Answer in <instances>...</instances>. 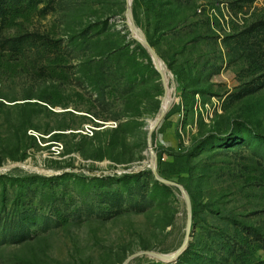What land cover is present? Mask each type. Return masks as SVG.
<instances>
[{
    "label": "rangeland",
    "instance_id": "1",
    "mask_svg": "<svg viewBox=\"0 0 264 264\" xmlns=\"http://www.w3.org/2000/svg\"><path fill=\"white\" fill-rule=\"evenodd\" d=\"M133 1L37 0L0 20V264H239L241 237L264 264L230 220L264 233V0H157L139 18ZM129 5L170 75L153 130L165 79Z\"/></svg>",
    "mask_w": 264,
    "mask_h": 264
},
{
    "label": "trees",
    "instance_id": "2",
    "mask_svg": "<svg viewBox=\"0 0 264 264\" xmlns=\"http://www.w3.org/2000/svg\"><path fill=\"white\" fill-rule=\"evenodd\" d=\"M35 2H37V0H30V1L29 0H0V20L1 19L2 20L17 19L18 17L22 16L27 11L26 10L27 7L30 8L31 6H34ZM156 2L157 0H134L133 1L134 17L139 18L140 10L142 9L145 11V13L148 16L152 14L154 12ZM180 2L185 3L186 5H190L192 3V0H180ZM157 18H158L157 22H162V19L164 18L163 13L159 14ZM148 42L150 43L152 47L154 46V43L151 40H148ZM43 49H54V51H56L55 45L54 44L51 45L48 43L43 44ZM141 49L144 52L146 59L149 62H151V57L148 51L142 46H141ZM61 51L58 50L54 58L46 55L45 52L43 55L45 59H44V65L42 68L46 73L53 75L54 77L63 76L66 73L65 65L67 64L66 62L67 56ZM261 181L264 185V176L262 177ZM39 208L40 207H34V211L35 210L37 211ZM15 212L16 213L22 212L23 215L29 216V214L23 213L24 211L21 209H18ZM230 220L232 223L238 225V227H241L243 230L252 232L258 240L264 241V233L261 232L260 229H258L257 227L248 225L244 223L243 221H239L235 218H231ZM17 226L18 227L14 229V234H18L19 235L18 238H20L25 235V233H23L22 231L23 230L22 228L24 227V223L21 222ZM236 248H237L236 251H234L235 252L234 260H238V262H240L239 264H252L253 261L251 258L254 257L253 255H255V252L258 250L257 248H259V245L257 243L252 244L247 240V238L241 237L240 240L237 241L236 243ZM248 254L250 257H247Z\"/></svg>",
    "mask_w": 264,
    "mask_h": 264
},
{
    "label": "water",
    "instance_id": "3",
    "mask_svg": "<svg viewBox=\"0 0 264 264\" xmlns=\"http://www.w3.org/2000/svg\"><path fill=\"white\" fill-rule=\"evenodd\" d=\"M128 21H129V26H130L132 32H133V31H136V32L138 33V35H139L141 32L139 31V29L137 28V26H136V24H135V21H134V18H133V14H132V10H131L130 5H129V7H128ZM135 38H136L137 40H139V41L142 43V45L146 48V50L149 52L150 57L152 58V60H153V62H154V64H155L157 70L161 73V71H160V67L158 66V63H160V59H159V57L157 56V54H156L154 48L150 45V43L147 41V39L145 38V36H144L142 33H141L139 36H135ZM171 105H172V101H171V103H170V105H169V107H168V109H167L166 111H162V112H160L157 121H156L155 124L152 126V130L155 129L156 127H158V125H159V124L161 123V121L163 120L165 114H166L167 111L170 109ZM152 161H153V167H152V170H153V174H154V176L156 177V179H158V180H160L161 182L166 183V184H168V185H173V186H177V187H179V188L182 190V192H183V194H184V196H185V198H186V200H187L189 211H191L190 198H189V196H188L186 190H185L181 185H179V184H177V183H175V182H173V181L166 180V179H163L162 177H160V175H159V173H158V171H157V162H156V161H157V156H156L154 153H152ZM191 223H192V222H191V218H190V219L188 220V234H190ZM186 243H187V241H185L184 246H183L181 249H179V250H178L176 253H174V254H171V255H161V254H158V253H150V255H151L152 257H155V258H157V259H161V260H164V259L171 260V259L177 257V256L182 252V250H183V249L186 247V245H187ZM138 255H139V254L132 255L131 257H129V258L126 260V262H125L124 264H127L128 261H130L132 258H134L135 256H138Z\"/></svg>",
    "mask_w": 264,
    "mask_h": 264
},
{
    "label": "bare ground",
    "instance_id": "4",
    "mask_svg": "<svg viewBox=\"0 0 264 264\" xmlns=\"http://www.w3.org/2000/svg\"><path fill=\"white\" fill-rule=\"evenodd\" d=\"M130 1V0H129ZM135 32V35L136 36H139L138 33L136 31ZM158 66L160 67V70L162 72V75L164 76V79H165V85H166V90H167V93H166V96L163 100V104H162V107H161V112L162 111H166L172 101V96H171V90L169 88V79H170V75L168 74V71L166 70V67L162 64V62L160 61V63H158ZM170 73V72H169Z\"/></svg>",
    "mask_w": 264,
    "mask_h": 264
}]
</instances>
